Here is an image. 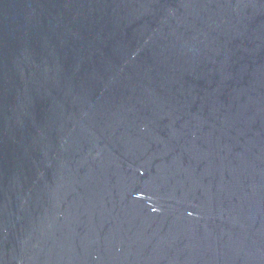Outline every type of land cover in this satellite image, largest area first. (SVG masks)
<instances>
[{"label": "water", "instance_id": "obj_1", "mask_svg": "<svg viewBox=\"0 0 264 264\" xmlns=\"http://www.w3.org/2000/svg\"><path fill=\"white\" fill-rule=\"evenodd\" d=\"M0 264H264V0H0Z\"/></svg>", "mask_w": 264, "mask_h": 264}]
</instances>
